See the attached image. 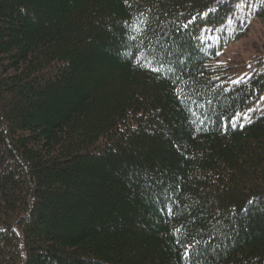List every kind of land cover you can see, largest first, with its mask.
<instances>
[{"label":"trees","instance_id":"trees-1","mask_svg":"<svg viewBox=\"0 0 264 264\" xmlns=\"http://www.w3.org/2000/svg\"><path fill=\"white\" fill-rule=\"evenodd\" d=\"M254 18L264 0H0V264H264V114L230 123L264 55L222 59ZM161 45L163 71L137 64Z\"/></svg>","mask_w":264,"mask_h":264},{"label":"snow or ice","instance_id":"snow-or-ice-1","mask_svg":"<svg viewBox=\"0 0 264 264\" xmlns=\"http://www.w3.org/2000/svg\"><path fill=\"white\" fill-rule=\"evenodd\" d=\"M236 7L242 8L243 5L237 4ZM209 11H212V10L210 9ZM202 15L207 16L208 13H203ZM142 16H143V14H141V17ZM141 17L135 18V23L130 25L132 33H140L142 35L144 33V31L146 30V23L147 22L144 19H142ZM195 19H196V17H193L192 20H190L188 23L178 25L177 30H179V28L187 29L188 24L194 22ZM232 22H233V20L231 18H229L228 23L231 24ZM221 30L222 29H216L215 31H221ZM213 31L214 30L211 28L201 29V35L197 36L196 39L200 40L202 43L205 42L206 40L218 41L219 40L218 36L210 35V33H212ZM205 34H209V35H205ZM129 39H131L133 41H137V36L136 35H130ZM216 54L219 55V52H217ZM136 55L139 56V59H137V61H136L137 64H139L140 66H147L150 71L159 73V72L164 70V65H165V60L162 57L171 56L172 53L168 52L163 47V45H161V52L160 53L153 55L152 53H140L138 51L136 53ZM167 71L174 73V69L171 66L168 67ZM177 79H179V77H177ZM232 83L235 85H240L241 83L246 84L247 80H245L243 77H241L240 79L232 81ZM176 91H177V94L179 96L181 93V89L177 88ZM181 99H183V97H181ZM209 103H211V101H209ZM253 110L254 109H249L248 111H253ZM193 115H195V112H193ZM241 116H244L245 118H247V113L236 114L230 120V123L232 124L233 127L235 126L236 120H238ZM193 122H195V121H193ZM241 126H243V125H241ZM250 203H251V201H250ZM162 210H164V209H162ZM166 211H167L168 215H170V216L173 215V209L170 206H166ZM245 211H247V210H245ZM180 231L181 230L179 228H177L175 230L174 234H178ZM179 242L180 241L177 238V243H179ZM183 247H184L183 259H185L186 261H190L192 259V256L195 255V251H196L194 244H186Z\"/></svg>","mask_w":264,"mask_h":264},{"label":"rangeland","instance_id":"rangeland-1","mask_svg":"<svg viewBox=\"0 0 264 264\" xmlns=\"http://www.w3.org/2000/svg\"><path fill=\"white\" fill-rule=\"evenodd\" d=\"M240 16L242 15L235 12L232 17H234L237 22ZM248 24L247 30H250L248 36L243 41L233 45L230 50H225L223 52L222 59H225L223 66L226 68L228 64L232 65L233 70H235L237 74H248V72L252 71V67L249 66V63L255 62L260 55H264L263 22L259 19L255 20L254 18L253 22ZM254 109L252 113L247 115L245 121L249 120L253 115L264 114V94L261 96ZM241 118H243V116L239 119ZM239 119L236 120L235 125L239 124Z\"/></svg>","mask_w":264,"mask_h":264}]
</instances>
